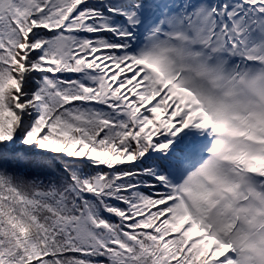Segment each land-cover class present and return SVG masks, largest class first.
<instances>
[{
  "label": "snow or ice",
  "instance_id": "1",
  "mask_svg": "<svg viewBox=\"0 0 264 264\" xmlns=\"http://www.w3.org/2000/svg\"><path fill=\"white\" fill-rule=\"evenodd\" d=\"M0 264H264V0H0Z\"/></svg>",
  "mask_w": 264,
  "mask_h": 264
}]
</instances>
